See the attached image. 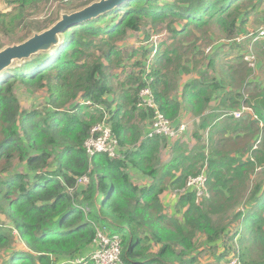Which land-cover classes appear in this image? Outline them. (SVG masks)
Returning a JSON list of instances; mask_svg holds the SVG:
<instances>
[{"label":"trees","instance_id":"16d2710c","mask_svg":"<svg viewBox=\"0 0 264 264\" xmlns=\"http://www.w3.org/2000/svg\"><path fill=\"white\" fill-rule=\"evenodd\" d=\"M59 1L69 0H0V51L100 0L69 2L43 18L28 12L40 2L54 7ZM261 16L260 28L264 0H128L66 30L50 51L2 72L0 264H67L95 248L99 231L120 236L124 264H229L233 257L264 264V178L254 179L264 167V86L244 61L250 42L238 41L251 32L250 18ZM145 25H164L169 37L143 50L144 61L135 63L126 85L110 70L123 59L128 33ZM215 34L228 42L226 55L204 50ZM254 49L263 57L264 41ZM226 60L234 63L222 64ZM257 61L258 68L264 60ZM17 84L46 88L50 109L23 110ZM179 84L183 104L174 98ZM147 86L172 124L181 125L184 106L196 119L197 144L189 149L176 141L167 163L161 151L172 149V141L143 136L153 116L137 107ZM243 107L251 111L232 116ZM104 120L118 140L120 159L87 155L85 142ZM18 163L24 172L15 170ZM128 164L153 178L148 189L131 180ZM203 174L209 196L197 202L186 185ZM83 176L89 183L79 187ZM167 191L177 193L181 220L162 201ZM242 200L246 214L237 207Z\"/></svg>","mask_w":264,"mask_h":264},{"label":"rangeland","instance_id":"374dc122","mask_svg":"<svg viewBox=\"0 0 264 264\" xmlns=\"http://www.w3.org/2000/svg\"><path fill=\"white\" fill-rule=\"evenodd\" d=\"M69 2H70L69 5L71 6L72 3H76L77 0H69L67 3L59 1V2H57V5L54 7H51L46 2H40L34 6H31L30 9L28 10V12L31 13V15L33 16L34 19L43 18L52 12L55 13L57 11V9H59V8L66 7V5H68ZM4 10H5V4L0 3V11L2 12ZM262 17L263 16H261V18L259 17L257 19L251 17L250 22L247 25L248 31H256L257 29H259L260 26L262 25L261 24ZM150 26L151 25H145L143 27V29L139 32H136V31L129 32L128 37L121 43V47L123 48V59H122L119 66H113L112 69L110 70V73L113 74L117 78L118 81L124 82L126 84V77L128 76L127 74L134 72L135 68H138L137 66H135V63L144 61L143 50L151 49V47L154 45H155V47H157L160 43L163 42V40H165L166 38L169 37L168 33L166 32V26L162 25V27H160L158 29H152ZM215 37L216 38H213L212 41H210L208 38L209 45L206 46L204 48V50L206 51V53L208 55L209 54L211 55L215 50L219 51L220 54L226 55L229 48L228 47L226 48L225 44H228V42L223 40V39L219 40L218 36L216 34H215ZM145 40H149V41H145ZM231 44H232V42H231ZM13 45H16V44H10V45H8V47H11ZM211 48H213V50L210 52L209 49H211ZM253 51L257 57V60L262 57V56L258 55V52H256L255 49ZM208 52H210V53H208ZM243 52L244 51H242V54H243ZM260 52L263 53L264 49H261ZM244 61H246V59H244ZM225 63L231 64L234 62L226 60L222 64H225ZM219 64H221V63L219 62V59H218V65ZM263 68L264 67L262 65V67L260 68L259 71H258L259 68H257L256 70L253 69L254 76L257 75L258 77L263 78L264 77ZM215 76L217 77L219 75L215 74ZM15 90H16L15 94H16V96L20 102V106L23 110L31 111V110L39 109V108L40 109H47V110L50 109V106L48 104L49 94H48V91L46 88L37 89V88L25 87V86L17 84L15 87ZM108 98L111 99V96H108ZM73 105H75V104H73ZM88 108L90 111L93 110L92 105L91 106L89 105ZM106 113H109V112L106 111ZM182 123L185 125L186 131L184 130L185 133L181 137H179L177 139H173V140L170 139L172 141V147H173V143H175L178 140H181L184 144H186L189 147V149H193L195 147V145L197 144V139L194 138V133H193V131H194V128L192 126L193 121H191L190 123L187 121H183ZM167 157L168 156L166 155V152L164 149L162 151L161 158L163 161H166L168 159ZM25 169H26V166L23 163H18L15 166V170L17 172H24ZM258 170L255 173V175L258 176L256 181L263 179L259 176L263 172H259ZM82 178H85V176L78 179V186L79 187L86 186L89 183V178H87V182H81ZM109 185L110 186L112 185L111 181L109 182ZM74 190H71V192L73 193ZM192 193H194L196 195V192H192ZM204 196H205V194L198 200V202H201V200L204 198ZM207 197H208V195H207ZM162 201H163L164 205L167 207L168 213L175 215L177 218H179L181 220V212L179 211V208H177V201H178L177 200V194L172 192V191L166 192L162 196ZM245 201L246 200H242V202L237 206V207H239V209L242 211L243 214H246L247 209H248L247 205L245 204ZM80 210L89 212L88 208H85V209L81 208ZM0 218L3 221H5V219L3 217H0ZM120 240H121V245L123 248L122 239L120 238ZM120 240L118 239L119 242H120ZM237 249H238L237 252L240 253V249L239 248H237ZM221 252H223V250H220L218 253H221ZM210 256H213V253H211ZM80 257H82V256H77V258H80ZM1 258H2V261H5V260H7L8 257L4 253H1ZM204 259H205V257L203 258V261L205 262L206 260H204ZM240 260H241V258H240ZM223 264H227L226 259L223 262Z\"/></svg>","mask_w":264,"mask_h":264},{"label":"built area","instance_id":"2783aa9c","mask_svg":"<svg viewBox=\"0 0 264 264\" xmlns=\"http://www.w3.org/2000/svg\"><path fill=\"white\" fill-rule=\"evenodd\" d=\"M238 41L250 42V54L247 55L245 59L246 62H248L249 68L255 69L258 61L253 50L258 42L264 41V26L255 32L251 31L248 35L238 39ZM211 50L212 48L209 49L210 52ZM151 69L152 66L147 64L148 72L151 71ZM139 100L140 102L137 106L138 109L145 110L147 112L151 111L153 114L150 130L147 134L148 138L163 137L173 140L181 137L185 133L186 127L184 124L176 126L160 112L161 110L156 105L155 97L150 87H144L140 91ZM249 111H251L249 108L243 107L239 111L234 112L232 116L236 119H240L246 112ZM85 149L90 158H93L98 154L108 155L112 159L120 157L118 140L114 136L112 129L110 125L107 124L106 120L92 128L91 136L85 142ZM81 182H87V177L82 178ZM186 189L191 192H196L197 202L204 194V197H207V195L209 196L206 175L203 174L198 177H189ZM118 239L120 240L118 235L110 236L102 231H99L95 241V248L89 254L76 258L67 264H124L122 261L121 240L119 242ZM229 264H242V262L240 257H233Z\"/></svg>","mask_w":264,"mask_h":264},{"label":"water","instance_id":"95a60500","mask_svg":"<svg viewBox=\"0 0 264 264\" xmlns=\"http://www.w3.org/2000/svg\"><path fill=\"white\" fill-rule=\"evenodd\" d=\"M126 1L128 0H100L80 11L63 14L60 21L50 29L35 34L22 44L13 45L0 51V74L10 68L16 61L29 59L40 52L50 51L60 43V35L66 30L105 15L120 7Z\"/></svg>","mask_w":264,"mask_h":264},{"label":"crops","instance_id":"0c3cea01","mask_svg":"<svg viewBox=\"0 0 264 264\" xmlns=\"http://www.w3.org/2000/svg\"><path fill=\"white\" fill-rule=\"evenodd\" d=\"M261 59L264 60V56L261 57ZM257 64H258V62H257ZM262 65H263V67H264V62H262ZM262 65L259 64V66H258V68H259L258 71L260 70V68L262 67ZM263 71H264V68H263ZM217 77H218V76H217ZM254 78H259L258 81H259V82H262V83H263V86H264V77L261 78V77H258L257 75H255ZM186 79H187V77L184 78L185 81H186ZM260 79H262V81H260ZM255 80H256V79H255ZM181 93H182V89H181L180 84H179V85H178V88H177V92L174 93V98H177V99L179 98V99H180V102H182V95H181ZM214 102H216V101L214 100ZM214 102L211 103L212 106L215 104ZM182 104H183V102H182ZM227 112H229V111H227ZM212 113H214V112H213V111H212V112L207 111L206 115H207V114H212ZM247 114H248V112L245 113L244 116H246ZM180 119H181L182 122H183V121H187V122L190 123L191 121H193V125H192V126H193V128H194V124H195V122H196V119L194 118V116L189 112V110H188L187 107H185V106H184V112H183L182 116L180 117ZM182 124H183V123H182ZM260 125L262 126L263 124L260 123ZM142 129H143V136H144V135H147L148 132H149V130H150V124H147V123L144 124L143 127H142ZM191 134H192V133H191ZM182 143H183V142H182ZM173 144H174V143H173ZM174 148H175V146L172 147V149H168V148H166V147L162 149V151L165 149L166 155L168 156V157H167L168 159H167L166 161H163V160H162L164 163H167V162L170 161V153L172 152V154H173V152H174ZM162 151H161V155H162ZM161 159H162V158H161ZM126 171L128 172V174H129L131 180H132L137 186H139L140 188H144V190H145V189H148L149 186L152 184L153 178H152L151 176L142 173L139 169L135 168V167L132 166L131 164H128V165H127ZM258 171H259V172H263V173L260 174L259 176H260L261 178H264V167H263V168H260ZM257 177H258V176L254 175V179H255V181H256ZM166 185L168 186L167 182H166ZM167 192H169V191H167ZM165 193H166V192H165ZM165 193H164V194H165ZM175 193H176V192H175ZM164 194H163V195H164ZM176 194H177V193H176ZM163 195H162V196H163Z\"/></svg>","mask_w":264,"mask_h":264},{"label":"clouds","instance_id":"9594fccd","mask_svg":"<svg viewBox=\"0 0 264 264\" xmlns=\"http://www.w3.org/2000/svg\"><path fill=\"white\" fill-rule=\"evenodd\" d=\"M253 32H255V31H253ZM212 51V50H211ZM210 53V52H209ZM250 112V111H249ZM247 113V112H246ZM165 116V115H164ZM244 116V115H243ZM166 117V116H165ZM169 120V119H168ZM182 124V123H181ZM150 125H151V123H150ZM149 133V132H148ZM144 138H148L147 137V135H144ZM155 138H157V137H155ZM161 138V137H160ZM163 138V137H162ZM149 139H153V138H149ZM167 139V138H166ZM169 140V139H168ZM171 141V140H170ZM179 141V140H178ZM87 152V151H86ZM88 155V154H87ZM98 155H100V154H98ZM107 157H109L108 155H106ZM88 157H89V155H88ZM96 157V156H95ZM95 157H93V158H95ZM90 158V157H89ZM93 158H90V159H93ZM110 158V157H109ZM121 157H119V158H116V159H120ZM110 159H112V158H110ZM85 177H87V176H85ZM88 178V177H87ZM82 212H84V213H87V212H85V211H82Z\"/></svg>","mask_w":264,"mask_h":264}]
</instances>
